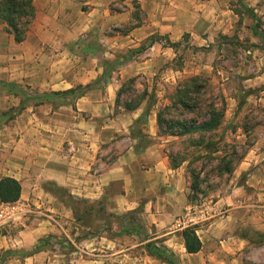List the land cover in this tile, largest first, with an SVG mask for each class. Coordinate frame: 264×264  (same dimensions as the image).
I'll return each instance as SVG.
<instances>
[{"label": "rangeland", "instance_id": "374dc122", "mask_svg": "<svg viewBox=\"0 0 264 264\" xmlns=\"http://www.w3.org/2000/svg\"><path fill=\"white\" fill-rule=\"evenodd\" d=\"M82 1L78 28L66 34L63 47L65 84L56 90L0 86V94L10 96L0 107L1 147L9 148L4 143L11 140L18 162L51 155L47 166L26 172L21 164L24 198L0 202V213L7 214L0 217V264H171L152 255L149 242L173 253L176 264H264V232L240 230L222 218L230 213L228 196L237 183L251 176L264 181V38L253 32L252 17L238 0H226L243 12L226 32L211 20L207 32L175 39L181 44L171 48L169 60L158 62L152 39L161 34L145 37L135 30L145 17L138 4L132 5L134 20H118L128 7L124 0ZM259 28L264 33V20ZM156 42L167 47L164 38ZM154 57L142 73L144 58ZM47 62L55 68L53 60ZM101 67L99 74L92 70ZM193 76L208 80L201 101L225 109L222 124L207 134L210 148L193 146L196 134L158 132V111ZM87 84L82 97L57 94ZM140 100L141 107L125 109ZM206 115L204 108L183 114L199 122ZM132 142V155L119 160ZM170 155L186 160L173 168ZM191 172L198 175L194 190ZM248 192L264 203V184ZM189 225L197 226L203 242L196 254L187 253L181 235ZM237 234L254 243L242 261L232 250Z\"/></svg>", "mask_w": 264, "mask_h": 264}, {"label": "crops", "instance_id": "0c3cea01", "mask_svg": "<svg viewBox=\"0 0 264 264\" xmlns=\"http://www.w3.org/2000/svg\"><path fill=\"white\" fill-rule=\"evenodd\" d=\"M243 1L261 21L264 20V0H247V3L246 0ZM133 2L138 4L145 16L141 23L135 27V30H140L145 37L159 33L167 36L171 42L179 39L184 33H195L199 30L202 33L207 32L211 28V20L217 21L216 24L213 23L214 27L219 31L226 32L228 27L232 26V22L237 21L238 16L231 7L226 6V0H124L128 7L119 13L118 20H134ZM33 3L35 16L23 42H16L14 35L7 32L6 24L0 23V81L36 84L40 87L35 88L41 90L60 89L66 82L65 69L62 66V62L66 59L63 48L67 41L66 34L71 33V36L75 34V30L78 28L75 15L79 11L82 12L81 5L84 2L82 0H33ZM220 13L223 16H220ZM226 17L229 18L228 21ZM255 24L256 21H254L253 27ZM259 31L261 32L260 28ZM153 47L159 48V57L156 60L155 57L153 59L144 58L141 66V71L144 74H147L151 61L169 60V51L172 47H164L158 42L154 43ZM47 60L55 62L54 69L50 67ZM102 68L92 70L99 74ZM75 72L76 67L73 73L75 74ZM5 98L9 99L10 96L0 94L1 109H4V105L8 103ZM4 145L9 148L0 145V173L7 172L9 173L7 176L20 181L22 199L24 198V185L20 180L21 175L24 171L27 172L30 166L49 165L51 163L49 156L51 155L41 153L35 157H33L34 155L23 156L25 162H18L16 159L18 147L13 145L11 140ZM135 146L136 142H132L127 151L120 155L119 160L124 161V158L132 155ZM89 156H97L96 151L93 153L90 151ZM41 158L45 159L41 160ZM90 163H92V159ZM21 164H25L24 171L19 168L22 167ZM118 164L121 165V163ZM27 166L29 167L27 168ZM252 178L253 176L243 184L237 183L234 186L232 193L228 196V200L233 205L227 210L230 213L224 214L222 218L224 221L232 220V224L240 230L252 227L264 232V203L259 204L256 197H253L252 194L256 191H252V194L248 192L249 188H257L260 183L264 184V181H253ZM262 195L264 197V192L260 193V196ZM235 237H237V241L232 250L237 254V260L242 261L241 258L245 252L253 248L254 243L243 234H237Z\"/></svg>", "mask_w": 264, "mask_h": 264}, {"label": "trees", "instance_id": "16d2710c", "mask_svg": "<svg viewBox=\"0 0 264 264\" xmlns=\"http://www.w3.org/2000/svg\"><path fill=\"white\" fill-rule=\"evenodd\" d=\"M240 5L245 8L256 24L253 27V32L257 35H261L264 38V33L259 31V23L261 20L257 17L256 13L246 6L243 0H238ZM234 12L241 16L243 12L235 9ZM35 16V6L33 0H0V23L6 24L7 32L14 35L16 42H23L29 30V27ZM157 39H152V42L161 41L165 39V44L172 48H177L180 42H171L167 36L159 35ZM0 86H15L18 84L15 82L0 81ZM176 92V99L172 101L171 105L162 107L157 113V124L159 134H166L172 136H185L188 134H196L197 136L191 139L193 146L210 148L214 146L211 139L207 137V134L212 133L216 130L223 122L224 118V106L222 108L217 107L216 102L212 101H201L200 95L206 92L208 86V80L203 76H193L188 79L181 81L178 85ZM91 84L79 85L75 88L68 89L66 91L57 92L61 96H72L74 99L82 97L90 89ZM148 90L146 89L142 95V99L146 97ZM120 92L118 93V96ZM117 101L119 99L117 98ZM209 101V102H208ZM142 100L136 104L126 103V110H134L141 107ZM204 108L206 117L200 122L193 118L184 117V113L197 112L198 109ZM175 109L182 110V116L177 117L171 114L166 117V111ZM148 110V104L144 107V114ZM143 117H145L143 115ZM142 117V118H143ZM171 163L173 168L180 165L181 162L186 159H181L176 162L174 155H170ZM193 178L196 181L192 184V189H196L198 175L191 172ZM22 194V185L20 181L11 176H4L0 178V202L4 204L15 203L20 200ZM181 235L184 241V247L189 254H196L202 250L203 242L197 232L196 225H189L184 227L181 231ZM147 250L157 258L171 264H176L175 256L169 252L165 247H158L154 242L146 244ZM40 246H36L32 253L37 252ZM11 252V251H9Z\"/></svg>", "mask_w": 264, "mask_h": 264}, {"label": "built area", "instance_id": "2783aa9c", "mask_svg": "<svg viewBox=\"0 0 264 264\" xmlns=\"http://www.w3.org/2000/svg\"><path fill=\"white\" fill-rule=\"evenodd\" d=\"M2 204H4V203H2ZM5 216H7V214L5 215V213L2 211V212L0 213V217H5Z\"/></svg>", "mask_w": 264, "mask_h": 264}]
</instances>
